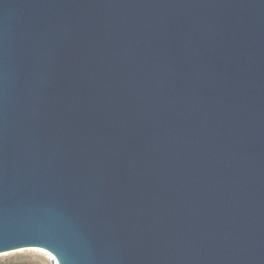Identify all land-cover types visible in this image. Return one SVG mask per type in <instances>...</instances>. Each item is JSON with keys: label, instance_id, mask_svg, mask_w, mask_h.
<instances>
[{"label": "water", "instance_id": "95a60500", "mask_svg": "<svg viewBox=\"0 0 264 264\" xmlns=\"http://www.w3.org/2000/svg\"><path fill=\"white\" fill-rule=\"evenodd\" d=\"M264 264V0H0V255Z\"/></svg>", "mask_w": 264, "mask_h": 264}, {"label": "rangeland", "instance_id": "374dc122", "mask_svg": "<svg viewBox=\"0 0 264 264\" xmlns=\"http://www.w3.org/2000/svg\"><path fill=\"white\" fill-rule=\"evenodd\" d=\"M0 264H56V262L47 251L29 248L1 254Z\"/></svg>", "mask_w": 264, "mask_h": 264}]
</instances>
